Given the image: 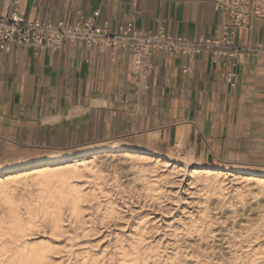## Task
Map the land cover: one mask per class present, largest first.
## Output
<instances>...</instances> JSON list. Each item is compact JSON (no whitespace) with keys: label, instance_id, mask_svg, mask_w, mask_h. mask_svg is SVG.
<instances>
[{"label":"crops","instance_id":"0c3cea01","mask_svg":"<svg viewBox=\"0 0 264 264\" xmlns=\"http://www.w3.org/2000/svg\"><path fill=\"white\" fill-rule=\"evenodd\" d=\"M14 9L26 22L92 20L111 32L132 23L193 41L228 31L238 51L215 60L153 53L136 87L127 50L12 45L0 54V158L8 148L63 152L121 141L101 147L171 152L199 167L264 159V11L233 29L231 13L213 0H0V14Z\"/></svg>","mask_w":264,"mask_h":264},{"label":"rangeland","instance_id":"374dc122","mask_svg":"<svg viewBox=\"0 0 264 264\" xmlns=\"http://www.w3.org/2000/svg\"><path fill=\"white\" fill-rule=\"evenodd\" d=\"M115 143L7 149L0 264H264V159L185 168Z\"/></svg>","mask_w":264,"mask_h":264},{"label":"built area","instance_id":"2783aa9c","mask_svg":"<svg viewBox=\"0 0 264 264\" xmlns=\"http://www.w3.org/2000/svg\"><path fill=\"white\" fill-rule=\"evenodd\" d=\"M18 0H15L17 4ZM217 9L229 11L233 29L248 26L253 17L263 15L257 0H213ZM94 17L98 16L95 12ZM64 41H83L89 48L124 49L130 55L131 68L137 78L136 87L146 81L147 59L153 53H169L185 56L194 54L217 57H234L238 51L230 32L224 31L220 38L199 41L172 37L164 30L138 31L132 23L111 32L107 26L96 25L92 20L66 25L63 22H26L16 10L0 14V54L12 45L35 49L59 48ZM261 51L256 48V52Z\"/></svg>","mask_w":264,"mask_h":264},{"label":"bare ground","instance_id":"6f19581e","mask_svg":"<svg viewBox=\"0 0 264 264\" xmlns=\"http://www.w3.org/2000/svg\"><path fill=\"white\" fill-rule=\"evenodd\" d=\"M115 144H117V143H115ZM115 146V145H114ZM120 146H122V145H120ZM93 147V146H92ZM125 147V146H124ZM95 149H97V148H95ZM123 149V148H122ZM114 151V150H113ZM135 151V150H134ZM17 152V151H16ZM107 152V151H106ZM81 153V152H80ZM126 153V152H125ZM84 154V153H83ZM15 155V154H14ZM108 155V154H107ZM126 155V154H125ZM133 155V154H132ZM21 156V155H20ZM27 156V155H26ZM25 156V157H26ZM31 156V155H30ZM87 156V155H86ZM97 156V155H96ZM123 156V155H122ZM139 156V155H138ZM24 157V158H25ZM63 157V156H62ZM84 157V156H83ZM82 157V158H83ZM91 157V156H90ZM11 158V157H10ZM15 158V157H14ZM7 160V159H6ZM12 160V159H11ZM60 161H63V159H61V157L60 156H55V157H52L50 160H49V163H58V162H60ZM94 161V160H93ZM184 161H185V165H184V167L185 168H187V165L189 166L190 165V163H191V161H192V159H190V158H185L184 159ZM14 162V161H13ZM37 162V161H36ZM79 162H81V160L80 161H74V162H72L71 161V159H69L68 160V162L66 163V164H68L69 165V167L70 166H73V165H75V166H77V163H79ZM18 163V162H17ZM35 163V162H34ZM47 163V162H46ZM45 163V164H46ZM91 163V162H90ZM62 164V163H61ZM72 164V165H71ZM85 164V163H84ZM14 165V164H13ZM63 165V164H62ZM28 166V165H27ZM55 166V165H54ZM10 167H12V166H10ZM83 167V166H82ZM88 167V166H87ZM42 169V168H41ZM77 169V168H76ZM83 169V168H82ZM81 169V170H82ZM20 170V169H19ZM36 170V169H35ZM39 171V170H38ZM208 171V170H207ZM217 171V170H216ZM26 172V171H25ZM31 172V171H30ZM30 172H29V175H30ZM40 172V171H39ZM211 172V171H210ZM215 171H213V172H211V173H214ZM202 173V172H201ZM205 173V172H204ZM263 174V173H262ZM35 175V174H34ZM80 175V174H79ZM76 176V175H75ZM4 177V176H3ZM17 177V176H16ZM25 178H26V176H25ZM249 178V177H248ZM5 180H7V179H5ZM10 181V180H9ZM249 181V180H248ZM260 181V180H259ZM258 181V182H259ZM1 182V181H0ZM256 183V182H255ZM261 184V183H260ZM258 185V184H257ZM3 187V186H2Z\"/></svg>","mask_w":264,"mask_h":264}]
</instances>
